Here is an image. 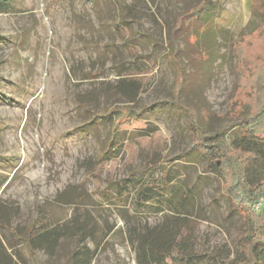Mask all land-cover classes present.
Here are the masks:
<instances>
[{
	"label": "rangeland",
	"instance_id": "374dc122",
	"mask_svg": "<svg viewBox=\"0 0 264 264\" xmlns=\"http://www.w3.org/2000/svg\"><path fill=\"white\" fill-rule=\"evenodd\" d=\"M196 1L9 0L0 13L2 260L74 264L77 237L62 239L52 256L27 245L35 219L70 224L74 215L94 233L90 264H137L130 230L166 221L188 238L197 264L236 256L240 217L230 214L220 179L203 171L206 160L189 150L188 115L212 137L227 124L233 45L258 27L251 5L259 0H221L210 41L191 46L188 29L172 27ZM202 47L214 52L209 61ZM181 71L189 82L180 90ZM131 84L138 93L128 104ZM123 106L137 118L114 134L106 114ZM152 163L169 166L174 202L186 196L187 212H133L131 203L120 211L102 197ZM173 257L168 264H182Z\"/></svg>",
	"mask_w": 264,
	"mask_h": 264
},
{
	"label": "trees",
	"instance_id": "16d2710c",
	"mask_svg": "<svg viewBox=\"0 0 264 264\" xmlns=\"http://www.w3.org/2000/svg\"><path fill=\"white\" fill-rule=\"evenodd\" d=\"M220 3L221 0H197L176 14L172 30L178 32L186 27V41L191 46L197 45L201 37H208L210 41V29L220 15ZM10 7L9 0H0V13H8ZM251 12L259 17L260 23L251 33L238 37L233 45L231 73L235 82L224 113L227 124L212 137L202 131L197 122L198 116L193 118L190 115L194 114L188 115L189 150L199 153L206 160L203 171L220 179V192L231 205L230 214L239 215L241 220L236 256L232 260L221 259L220 264H264V0L251 5ZM213 53L212 49L199 51L207 61ZM174 58L172 56V61ZM123 82L119 79L118 85ZM188 82L181 71L178 89L186 87ZM137 90L135 84L130 85L126 103L135 101ZM106 117L113 133L120 134L121 124L136 119L137 114L130 107L123 106L107 113ZM225 134L228 138L224 137ZM213 138L214 143H211ZM111 143L107 144L103 155L110 151ZM180 157L184 158V154ZM175 179L169 166L152 163L144 170L133 172L120 185H113L111 192H102V197L120 211L131 203L133 212L150 210L179 214V208L187 212L186 196H181L177 205L174 202L179 192ZM4 185L5 179L0 180V190ZM131 191L134 193L131 194ZM73 202L76 204V201ZM258 203L260 205L255 210ZM77 219L74 215L70 224L38 223L35 219L27 234L28 247L52 256L62 239L74 236L78 245L71 260L74 264H90L93 251L87 244L94 233ZM3 221L5 215L0 210V228L4 226ZM175 228L166 221L158 226L130 230L128 238L135 248L136 263L168 264L169 255L176 252L173 260L182 264H197L200 256L193 251L188 238L181 236ZM0 264L10 263L0 256Z\"/></svg>",
	"mask_w": 264,
	"mask_h": 264
},
{
	"label": "built area",
	"instance_id": "2783aa9c",
	"mask_svg": "<svg viewBox=\"0 0 264 264\" xmlns=\"http://www.w3.org/2000/svg\"><path fill=\"white\" fill-rule=\"evenodd\" d=\"M260 203H258L257 205H255V210L259 207Z\"/></svg>",
	"mask_w": 264,
	"mask_h": 264
}]
</instances>
